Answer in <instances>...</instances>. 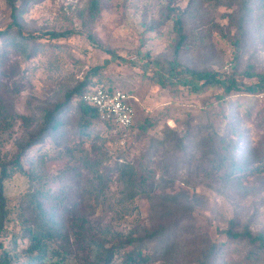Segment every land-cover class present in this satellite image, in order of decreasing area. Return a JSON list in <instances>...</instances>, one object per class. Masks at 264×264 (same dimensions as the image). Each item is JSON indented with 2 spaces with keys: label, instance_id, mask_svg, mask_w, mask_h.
Segmentation results:
<instances>
[{
  "label": "trees",
  "instance_id": "trees-1",
  "mask_svg": "<svg viewBox=\"0 0 264 264\" xmlns=\"http://www.w3.org/2000/svg\"><path fill=\"white\" fill-rule=\"evenodd\" d=\"M3 1L11 13L10 21L0 27V136L14 126L16 118L22 119L24 131L15 138L13 150L2 151L0 138V264H264L263 230H254L238 217L219 228L218 236L198 226L195 213L202 207L201 194L189 181L202 175L210 189L221 193L235 183L243 186L242 178L249 174H264V151L251 138L253 125L258 136L264 137V100L259 98L264 96V71H256L250 63L244 69L236 63L232 71H220L183 59L191 46L188 16L204 5H223L230 10L226 16L236 32L232 34L230 27L228 33L220 30L235 47L238 61L256 10L262 11L264 18V0H190L185 9L169 5L165 15L174 32L170 54L159 56L138 49L136 57L123 55L98 38L95 23L102 0H86L75 12L77 24L35 30H29L22 14L38 0ZM72 37L81 38L106 56L81 76L72 71L65 89L40 104L31 117L19 114L7 97L19 91L22 83H14L10 90L2 79L8 76V54L18 56L17 67L26 75L30 62L44 48L55 53L54 58L48 56V68L56 70L61 68L58 59H63L56 48L65 52L64 42ZM115 64L125 65L172 92L200 96L215 91L214 101L204 99L205 107L198 116L187 118L183 133L170 129L172 141L168 143L173 147L162 141L166 150L177 148L188 157L189 176L182 182L193 188L192 194L156 197L157 191L162 193L178 181V167L168 161L169 154L160 163L151 158L114 157L110 140L116 136L108 139L96 131L98 123L110 131L116 128L112 121H100L98 108L85 101L84 95L98 86L130 94L123 78L114 75ZM14 74L11 71L9 77ZM245 78L255 80L248 83ZM236 93L252 96L258 104L254 110L245 107L241 121L237 120L239 109H234L230 99ZM211 106L220 109L216 119ZM136 117L137 113L131 129L139 127L143 134L156 121L148 117L137 123ZM65 158L73 163L56 171L48 169V162ZM17 174L25 176L30 186L12 203L6 182ZM141 198L150 205L149 222L141 233H124L112 223L99 224L91 217L104 202L113 206L117 218L130 217ZM229 255L237 258L228 261Z\"/></svg>",
  "mask_w": 264,
  "mask_h": 264
},
{
  "label": "rangeland",
  "instance_id": "rangeland-1",
  "mask_svg": "<svg viewBox=\"0 0 264 264\" xmlns=\"http://www.w3.org/2000/svg\"><path fill=\"white\" fill-rule=\"evenodd\" d=\"M189 2L190 0H128L124 3L123 0H102L101 12L95 23L97 36L104 45L129 57H136L138 49L150 51L159 56L170 54L174 32L172 21L166 19V9L169 5L181 6L185 9ZM85 3L86 0H38L26 8L22 17L29 30L41 27H68L73 23H78L75 12ZM10 13L4 1L0 0V27L10 21ZM227 13H230V10L228 11L223 5L216 7L204 5L201 10L193 11V14L188 16L191 46L183 55L184 61L198 67L207 66L220 71H232L236 63L240 69H244L250 63L256 71H264L262 11L256 10L252 17L245 47L238 51V61L235 59V47L223 37L220 30L228 33L230 27L232 34L236 32V27L229 23ZM63 47L65 52L56 48L61 53L60 58H63L61 62L58 59L61 68L51 69L52 71L48 68L50 62L48 56L54 58L55 53L43 48L39 55L30 62V70L26 75L23 69L17 67L18 56L15 53L8 54L10 63L5 68L8 76L2 79L8 84L10 90L15 87L14 83H22H19V91L7 97L14 102L15 110L19 114L31 117L40 104L53 98L61 89H65L72 80L70 79L72 71L81 76L83 70L106 56L102 50L86 45L79 37H72L64 42ZM23 65L25 64L21 63L22 67ZM113 66L116 67L113 69L114 75H120L123 78L124 86L130 89V95L137 99H134L137 108L136 122L145 121L148 117H155L156 121L147 133L143 134L139 127H134L125 138H122L118 131L107 130L103 123H98L96 131L103 132L108 139L116 136V140H110V149L114 157L122 155L123 159L128 160L151 158L152 161L160 163L165 162L166 154H169L168 161L178 167L176 176L178 181L162 193L157 191L156 197L172 196L180 192L192 194L193 188L184 186L182 182L189 176L188 157H185L184 151H177V148L166 150L162 141L165 139L167 147H173L168 143L172 141L169 137L172 135L170 129L178 128L183 133L187 118L198 116L200 109L205 107L204 99L208 103L214 101L215 91L209 90L200 96H191L174 90L172 92L154 85L148 78L138 76L125 65L115 64ZM11 71L15 72L13 77H9ZM245 80L250 83L255 79L245 78ZM259 98L264 100L262 95H259ZM230 99L234 103V109H239L240 117L237 118L239 121L244 117L245 107L251 110L258 108L255 98L246 94L236 93ZM211 107L210 112H214L213 119H216L220 109L217 106ZM21 120L16 118L13 122L14 126L0 136L3 142L2 151L14 149L15 138L21 136L24 131ZM251 138L263 152L264 137L258 136L255 125H253ZM67 163H73V160L68 158L54 160L48 162L47 165L49 170L56 171ZM189 181L195 184L197 191L201 194L202 207L197 209L195 214L197 224L203 231L218 236L219 228H224L232 217H238L243 222L249 223L254 230L264 231V174H249L242 178L243 186L235 183L221 193L210 189L207 186L208 180L202 175ZM29 186L28 179L17 174L6 182V194L12 203H16ZM113 187L112 190L116 191L117 187ZM138 202L135 214L127 218H117L113 206L108 202H104L95 212H92L91 217L99 224L112 223L114 229L124 233L129 231L141 233L142 227L148 225L149 222L150 205L145 198H141ZM24 247L25 245L21 244V248ZM235 258H237L236 255H229L226 259L232 261Z\"/></svg>",
  "mask_w": 264,
  "mask_h": 264
},
{
  "label": "built area",
  "instance_id": "built-area-1",
  "mask_svg": "<svg viewBox=\"0 0 264 264\" xmlns=\"http://www.w3.org/2000/svg\"><path fill=\"white\" fill-rule=\"evenodd\" d=\"M134 99L137 100L122 90L112 93L102 86L84 95L85 101L98 108L100 121H112L122 138L129 135L136 116Z\"/></svg>",
  "mask_w": 264,
  "mask_h": 264
}]
</instances>
